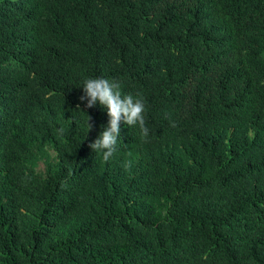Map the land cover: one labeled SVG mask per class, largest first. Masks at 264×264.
Instances as JSON below:
<instances>
[{
    "label": "trees",
    "instance_id": "16d2710c",
    "mask_svg": "<svg viewBox=\"0 0 264 264\" xmlns=\"http://www.w3.org/2000/svg\"><path fill=\"white\" fill-rule=\"evenodd\" d=\"M0 264H264V0H0Z\"/></svg>",
    "mask_w": 264,
    "mask_h": 264
},
{
    "label": "clouds",
    "instance_id": "9594fccd",
    "mask_svg": "<svg viewBox=\"0 0 264 264\" xmlns=\"http://www.w3.org/2000/svg\"><path fill=\"white\" fill-rule=\"evenodd\" d=\"M82 87L84 94L80 99L87 101L86 107L94 108L99 104L107 111L110 118L108 126L100 132L94 142L89 144L94 152L102 154L104 162H108L117 150V142L121 135V122L129 127L138 126L141 138L148 137L149 129L144 119L145 104L142 98H134L131 94L122 95L118 81L103 77L89 78Z\"/></svg>",
    "mask_w": 264,
    "mask_h": 264
},
{
    "label": "rangeland",
    "instance_id": "374dc122",
    "mask_svg": "<svg viewBox=\"0 0 264 264\" xmlns=\"http://www.w3.org/2000/svg\"><path fill=\"white\" fill-rule=\"evenodd\" d=\"M36 159L34 161V171L42 177L48 176L56 164V154L49 147L36 149Z\"/></svg>",
    "mask_w": 264,
    "mask_h": 264
}]
</instances>
